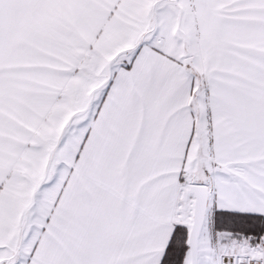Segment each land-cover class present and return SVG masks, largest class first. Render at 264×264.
Returning <instances> with one entry per match:
<instances>
[{"label": "snow or ice", "instance_id": "6c2138e0", "mask_svg": "<svg viewBox=\"0 0 264 264\" xmlns=\"http://www.w3.org/2000/svg\"><path fill=\"white\" fill-rule=\"evenodd\" d=\"M0 264H264V0H0Z\"/></svg>", "mask_w": 264, "mask_h": 264}]
</instances>
